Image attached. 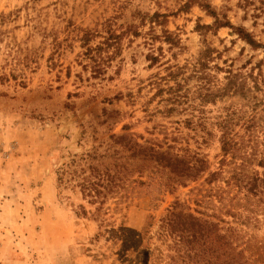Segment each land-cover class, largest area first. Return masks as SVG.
Returning <instances> with one entry per match:
<instances>
[{"label":"rangeland","instance_id":"1","mask_svg":"<svg viewBox=\"0 0 264 264\" xmlns=\"http://www.w3.org/2000/svg\"><path fill=\"white\" fill-rule=\"evenodd\" d=\"M206 48L216 88L229 69L264 71V0H0V264H203L166 225L178 203L221 236L236 229L242 264H264L262 206L228 213L216 190L229 167L207 180L220 121L244 100L202 99ZM150 146L205 170L179 177Z\"/></svg>","mask_w":264,"mask_h":264},{"label":"trees","instance_id":"2","mask_svg":"<svg viewBox=\"0 0 264 264\" xmlns=\"http://www.w3.org/2000/svg\"><path fill=\"white\" fill-rule=\"evenodd\" d=\"M217 24L218 26L231 25L230 22H224L220 19H217ZM198 29L202 35H205L207 30L212 29V26L199 24ZM166 35V39L171 40L169 32ZM240 35L253 47L260 46L252 34L240 30ZM212 50L206 48L200 53V61L205 60L200 68L203 73L201 78L208 80L204 87L206 92L200 93L202 99L213 98L216 100V98L223 96H238L244 102L240 107L229 110L220 121L222 130L220 141L223 152L222 167L211 173L207 180L210 184L218 178H222L225 169L229 167V176L226 179L227 189H218L216 193H219L222 200H227L226 209L228 213L239 217L240 213L237 210L240 208L255 212L252 207L254 204H258L264 209V170L260 171L252 168L254 165H259L264 169V96L259 97V93L261 94L264 91V71L260 66L258 71H256V68H252L247 73H243L241 70L229 69L226 71L225 85L216 88L212 75L205 74L208 65L210 68V63H207V61L213 59ZM169 76H176V73L171 72ZM165 91L170 93L171 101L181 102V96H177L178 90L167 88ZM238 126H240L239 130H237ZM133 147L146 150L136 142ZM146 148L150 153V159L157 158L160 163H163V166L171 168L172 172H175L179 177L194 181L205 170L204 162L200 159H195L192 162V160L180 158V156L170 151H161L151 146ZM80 185L83 192L92 197L101 193L98 189L100 184L93 182L92 175L91 177L84 176ZM180 206L179 203L176 204L165 219L168 229L180 236L178 243L186 245L178 244L179 248L185 247L187 253L194 254L193 257L191 255L189 257L203 264H216V261L220 258V251L225 256L222 264H242V251L235 254L233 248L234 241H239L241 238L236 229L230 228L229 232L231 235L234 233V239L233 235L228 239L226 234L221 236L214 232L210 222L189 210L178 209ZM247 220L249 221L248 217ZM131 232L134 231L131 230ZM134 236V245H136L140 241V233L134 232ZM248 259L244 258V262L246 263ZM255 261H260V259Z\"/></svg>","mask_w":264,"mask_h":264}]
</instances>
